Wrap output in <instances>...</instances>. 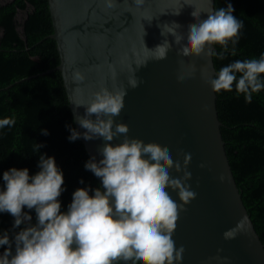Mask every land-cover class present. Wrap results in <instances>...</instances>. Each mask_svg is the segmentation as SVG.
Instances as JSON below:
<instances>
[{
    "label": "clouds",
    "instance_id": "1",
    "mask_svg": "<svg viewBox=\"0 0 264 264\" xmlns=\"http://www.w3.org/2000/svg\"><path fill=\"white\" fill-rule=\"evenodd\" d=\"M102 3L106 10L115 9L118 0ZM134 3L140 6L144 0ZM201 13L207 18L201 19ZM191 16L195 23L187 27L185 35L180 34L181 25L176 22L157 25L163 37L161 43L151 50L145 46L153 53L152 59L167 58L172 47L169 36L180 46L183 57L223 59L229 50L236 55L243 23L234 15L231 3L214 11H193ZM217 45L220 53L215 50ZM76 78L83 79L79 73ZM179 78L184 79V75ZM140 83L135 75L128 79L132 89ZM206 83L214 93L235 91L245 103H252L254 94L264 90V53L259 58L234 60L220 67L214 76L206 78ZM126 95V89L101 88L88 103H75L77 108H85V114L75 119L86 131L69 127L68 139L104 141L98 149L102 158L92 156L84 165L101 185L75 190L66 211L61 210L59 199L66 191L64 173L54 156L40 153L41 145L36 147L39 171L35 174L30 175L26 167L4 171L0 213L14 218L13 229L24 227L11 237L8 230L0 233V247L7 246L0 253V264H182L185 249L177 248L173 236L181 211L197 195L188 183L192 179L188 170L192 155L182 153L181 163L179 159L174 161L167 150L145 146L129 137V126L115 119L125 107ZM15 123L14 117L0 118V130ZM42 132L49 134L47 130ZM118 137L121 142L112 143ZM200 167L206 165L201 163ZM173 169L182 175L173 177ZM169 190L177 193L180 203ZM243 228L244 221H239L223 233V238L235 239Z\"/></svg>",
    "mask_w": 264,
    "mask_h": 264
},
{
    "label": "water",
    "instance_id": "2",
    "mask_svg": "<svg viewBox=\"0 0 264 264\" xmlns=\"http://www.w3.org/2000/svg\"><path fill=\"white\" fill-rule=\"evenodd\" d=\"M48 3L54 27L50 37L56 40L60 54L54 70L62 72L77 129L86 131L75 119L85 114V108L75 103H88L101 88L126 89L125 107L115 119L129 126V137L167 150L174 161L183 163L182 153L192 155L188 183L197 195L181 211L173 236L177 248L185 249L182 264H264V243L226 151L218 96L206 83L218 71L214 56L183 57L171 36L166 59H152L148 50L163 39L157 25L176 22L185 35L195 23L191 13L214 11L215 0H144L140 6L134 0H118L117 7L108 10L102 0ZM177 11L179 15L172 14ZM206 18L201 13V19ZM77 73L83 79L78 80ZM133 75L141 81L135 89L128 86ZM81 140L90 158H102L98 152L102 139ZM201 163L206 167L201 168ZM170 174L182 175L174 169ZM169 191L180 203L177 193ZM239 221H244L243 230L235 239L225 240L223 233Z\"/></svg>",
    "mask_w": 264,
    "mask_h": 264
},
{
    "label": "trees",
    "instance_id": "3",
    "mask_svg": "<svg viewBox=\"0 0 264 264\" xmlns=\"http://www.w3.org/2000/svg\"><path fill=\"white\" fill-rule=\"evenodd\" d=\"M231 3L234 15L242 21L236 55L231 51L224 58L214 56L216 69L234 60L259 58L264 53V0H215V10ZM24 13L22 20L18 19ZM48 0H7L0 2V118L14 117L11 128L0 130L4 151H0V186L7 164L28 168L30 175L39 171L40 153L52 152L63 144L68 155L75 154L76 165L70 170L74 179L64 180L66 188L59 197L62 211L72 201L75 190L100 186L99 179L84 165L90 156L81 139L69 141V127L76 128L64 85L62 72L54 70L60 63ZM222 50L217 45L216 52ZM53 69V70H51ZM222 133L235 179L244 203L264 243V90L254 94L252 103L233 92L217 94ZM42 130H47L44 135ZM71 156L57 165L65 170ZM65 172V171H64ZM83 179L84 183L80 181ZM69 183V186L67 184ZM78 185L71 191L72 185ZM62 197V199H61ZM28 211L27 208L24 209ZM35 223V212H31ZM14 218L0 213V233L8 230L10 237L20 231L13 229ZM0 247V253L5 248Z\"/></svg>",
    "mask_w": 264,
    "mask_h": 264
},
{
    "label": "rangeland",
    "instance_id": "4",
    "mask_svg": "<svg viewBox=\"0 0 264 264\" xmlns=\"http://www.w3.org/2000/svg\"><path fill=\"white\" fill-rule=\"evenodd\" d=\"M5 1H7V0H0V2H5ZM23 17H24V13H20L19 16H18V19L19 20H22ZM3 145H4V143L2 142V139L0 137V151H4ZM51 151L52 152L44 153V154H47L48 156H54L56 160L57 159H60L62 162L65 161V156H71L70 157V160H69L70 161L69 165L68 166H65L66 169L65 170H62V171L64 173V180L66 179V181L69 182L70 178L74 179V176H73L74 174L73 173H69V172L76 165V156H75V154L68 155V147L65 144H63L59 148H52ZM3 165H4V163L0 164V167H2ZM10 168H12V165L11 164H7L6 167H5V169H4V171L9 170ZM4 171H3V173H4ZM67 186H69V183L67 184ZM77 187H78L77 184L76 185H72L70 187L71 188V191H73ZM61 199H62V197H61ZM65 202H66L67 205L70 204L66 200H65Z\"/></svg>",
    "mask_w": 264,
    "mask_h": 264
}]
</instances>
